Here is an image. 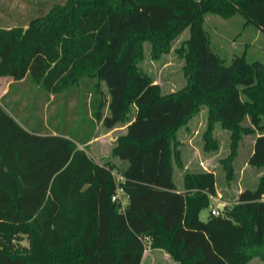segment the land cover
I'll use <instances>...</instances> for the list:
<instances>
[{
	"label": "trees",
	"instance_id": "obj_1",
	"mask_svg": "<svg viewBox=\"0 0 264 264\" xmlns=\"http://www.w3.org/2000/svg\"><path fill=\"white\" fill-rule=\"evenodd\" d=\"M47 2L25 24L0 26V77L12 78L0 98V264H141L146 238L179 264L251 260L264 247V63L246 52L226 63L204 25L208 13L239 15L264 34V0ZM186 29L175 48L184 85L163 93L139 67L144 45L159 58ZM45 95L61 106L56 135L35 126ZM203 108L207 132L218 122L233 147L255 134L247 160L261 170L205 221L215 172H186L179 188L172 162L177 130ZM125 122L112 148L122 167L93 160L95 125ZM118 189L124 204L112 200Z\"/></svg>",
	"mask_w": 264,
	"mask_h": 264
},
{
	"label": "rangeland",
	"instance_id": "obj_2",
	"mask_svg": "<svg viewBox=\"0 0 264 264\" xmlns=\"http://www.w3.org/2000/svg\"><path fill=\"white\" fill-rule=\"evenodd\" d=\"M39 1L43 0H0V25L16 24V18L20 14L24 15ZM54 1L61 0H48L47 5ZM244 21L239 15L224 19L217 14L208 13L204 28L207 33L209 32L211 47L226 63L234 54L240 55L244 52L249 61L259 60L264 63V34L252 25L245 24ZM188 35V30H184L174 40L170 53L163 54L159 58H153L150 45L147 43L144 45V58L139 63V67L161 87L163 93L173 92L184 85L181 70L183 59L175 52V48L179 47ZM8 80L9 78L0 80V94L7 90ZM59 107H61L60 103L57 102L56 110ZM134 111L135 108L129 114V119L134 115ZM247 125L249 126L248 120L243 122V126ZM118 126L113 130H107L100 123L96 124L93 138L86 152L98 163L102 164L106 161L115 163L119 170L123 163L112 156V148L115 140L126 132V122ZM208 127L207 109L203 108L177 130L174 151H177L178 157L172 158L174 180L179 187H182L181 179L184 173H192L196 170L214 171L218 188L213 196L219 197L214 200V206L221 202L226 208H230L239 192L245 188H254L257 177L261 173L260 169L250 166L247 160L255 134L242 133L233 147L230 129L222 127L218 122L212 123L210 132H207ZM205 135H210V139L216 143H209ZM80 147L83 149L84 145ZM113 175L116 181L120 180L117 170L113 172ZM117 193L124 204L126 201L124 193L120 189ZM208 215H211L210 207L204 208L199 214L203 221L208 218ZM19 243L27 245L24 238H21ZM145 246L144 264H179L163 248H153L149 238H146ZM255 251L256 254L251 260L242 264H264V247Z\"/></svg>",
	"mask_w": 264,
	"mask_h": 264
},
{
	"label": "crops",
	"instance_id": "obj_3",
	"mask_svg": "<svg viewBox=\"0 0 264 264\" xmlns=\"http://www.w3.org/2000/svg\"><path fill=\"white\" fill-rule=\"evenodd\" d=\"M35 6V5H33ZM32 10V8H30L27 12L24 13V15L20 14L16 19V24H13V25H17V24H25L26 22V18L27 16L30 14V11ZM29 12V13H28ZM7 25H11L9 23H7L6 25H3V26H7ZM1 26V25H0ZM8 84H7V87L9 86L10 82L12 81V78L11 77H0V80L1 79H8ZM8 89V88H7ZM7 90L3 91L2 94H0V98L6 94ZM42 100L41 101H38V106L36 108V128H38L37 130L42 133V134H45V133H50V134H54L56 135L57 134V130L55 128L56 124L58 123L57 122V118H54V112L56 110V105H53L51 103V101L53 100V95H45V96H42ZM35 121V120H34ZM178 185V184H177ZM179 187V186H178ZM181 188V187H179ZM219 199V197H211V201H210V204H214V200H217ZM209 204V206H210ZM208 206V207H209ZM217 206L220 208V206H224V204H222L221 202L217 204ZM221 209V208H220ZM146 252L144 251L143 252V257H142V260H141V264H144L145 262V257H146Z\"/></svg>",
	"mask_w": 264,
	"mask_h": 264
},
{
	"label": "built area",
	"instance_id": "obj_4",
	"mask_svg": "<svg viewBox=\"0 0 264 264\" xmlns=\"http://www.w3.org/2000/svg\"><path fill=\"white\" fill-rule=\"evenodd\" d=\"M117 198H119V195L116 192V195L112 197V200L116 201ZM209 207H210V214L211 215H219L220 214L221 209L217 206V204H215V206H214V204L211 203Z\"/></svg>",
	"mask_w": 264,
	"mask_h": 264
},
{
	"label": "water",
	"instance_id": "obj_5",
	"mask_svg": "<svg viewBox=\"0 0 264 264\" xmlns=\"http://www.w3.org/2000/svg\"><path fill=\"white\" fill-rule=\"evenodd\" d=\"M220 208H222V206H220Z\"/></svg>",
	"mask_w": 264,
	"mask_h": 264
}]
</instances>
